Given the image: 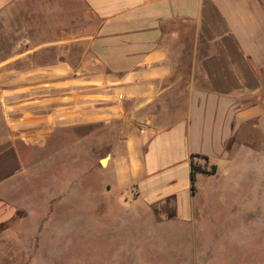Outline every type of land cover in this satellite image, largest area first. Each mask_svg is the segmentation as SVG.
Returning <instances> with one entry per match:
<instances>
[{
	"label": "crops",
	"instance_id": "obj_1",
	"mask_svg": "<svg viewBox=\"0 0 264 264\" xmlns=\"http://www.w3.org/2000/svg\"><path fill=\"white\" fill-rule=\"evenodd\" d=\"M0 23L5 46L17 39L0 49V264L41 226L25 191L66 189L73 136L89 160L90 128L117 120L137 121L77 167L103 173L102 194L169 225L204 230L231 207L264 228V0H0ZM193 156L216 167L195 190Z\"/></svg>",
	"mask_w": 264,
	"mask_h": 264
},
{
	"label": "rangeland",
	"instance_id": "obj_2",
	"mask_svg": "<svg viewBox=\"0 0 264 264\" xmlns=\"http://www.w3.org/2000/svg\"><path fill=\"white\" fill-rule=\"evenodd\" d=\"M16 41L7 39L5 46L0 34V49L7 47L10 52ZM3 57L5 54H0V59ZM179 96L177 88L173 114L180 105ZM140 115L135 114V118ZM135 121L117 120L91 127L89 144L95 157L89 160L85 155L77 156L73 136L72 183L64 189L58 180L49 195L47 180H37L32 184L33 192L25 191L24 196L33 195L40 207L41 226L36 223L37 228L20 233L15 248L17 262L8 264H264V228L253 221L256 216L240 215L238 209L229 207L225 209L229 221L221 225L208 224L204 230H194L190 224L169 225L139 205L117 200L114 194H102L99 183L104 181L103 173L89 171L82 178L77 167L109 155L123 135L134 129ZM91 180L95 189L90 195L86 187ZM57 194L61 198L50 205L46 198L55 200ZM245 219L253 229L242 228ZM29 222L31 218H27V229ZM4 250L9 252V248Z\"/></svg>",
	"mask_w": 264,
	"mask_h": 264
},
{
	"label": "trees",
	"instance_id": "obj_3",
	"mask_svg": "<svg viewBox=\"0 0 264 264\" xmlns=\"http://www.w3.org/2000/svg\"><path fill=\"white\" fill-rule=\"evenodd\" d=\"M196 159H203L206 162L208 161L207 158L202 157V156H193L192 159V188L193 190H195V183H196V176L199 173H203V174H208V175H213L216 173V167L213 166L210 168V170H208V168L206 166H198L197 163L195 162Z\"/></svg>",
	"mask_w": 264,
	"mask_h": 264
},
{
	"label": "water",
	"instance_id": "obj_4",
	"mask_svg": "<svg viewBox=\"0 0 264 264\" xmlns=\"http://www.w3.org/2000/svg\"><path fill=\"white\" fill-rule=\"evenodd\" d=\"M107 160H108V157H106V158H104L103 160H101V165H102V166H105Z\"/></svg>",
	"mask_w": 264,
	"mask_h": 264
},
{
	"label": "bare ground",
	"instance_id": "obj_5",
	"mask_svg": "<svg viewBox=\"0 0 264 264\" xmlns=\"http://www.w3.org/2000/svg\"><path fill=\"white\" fill-rule=\"evenodd\" d=\"M107 163V162H106Z\"/></svg>",
	"mask_w": 264,
	"mask_h": 264
}]
</instances>
